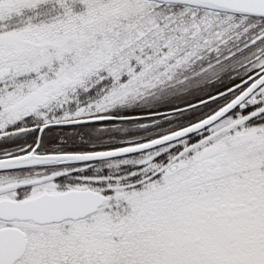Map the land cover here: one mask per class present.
Segmentation results:
<instances>
[{"label":"snow or ice","instance_id":"snow-or-ice-1","mask_svg":"<svg viewBox=\"0 0 264 264\" xmlns=\"http://www.w3.org/2000/svg\"><path fill=\"white\" fill-rule=\"evenodd\" d=\"M0 264H264V0H0Z\"/></svg>","mask_w":264,"mask_h":264}]
</instances>
